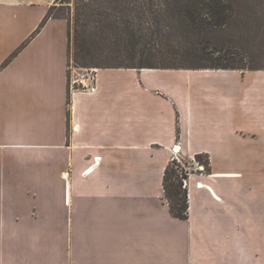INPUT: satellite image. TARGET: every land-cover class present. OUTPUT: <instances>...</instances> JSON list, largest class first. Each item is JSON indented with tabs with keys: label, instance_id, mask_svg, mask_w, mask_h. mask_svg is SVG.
I'll list each match as a JSON object with an SVG mask.
<instances>
[{
	"label": "crops",
	"instance_id": "obj_1",
	"mask_svg": "<svg viewBox=\"0 0 264 264\" xmlns=\"http://www.w3.org/2000/svg\"><path fill=\"white\" fill-rule=\"evenodd\" d=\"M56 1L0 0V264H264V69L98 68L73 90L69 21L37 31Z\"/></svg>",
	"mask_w": 264,
	"mask_h": 264
},
{
	"label": "trees",
	"instance_id": "obj_2",
	"mask_svg": "<svg viewBox=\"0 0 264 264\" xmlns=\"http://www.w3.org/2000/svg\"><path fill=\"white\" fill-rule=\"evenodd\" d=\"M55 9L37 31L52 17L66 18L77 67L264 69L245 61L243 45L248 35L264 52V0H74L68 15ZM196 158L211 170L208 156ZM188 176L176 159L165 169L166 199L181 219L189 217Z\"/></svg>",
	"mask_w": 264,
	"mask_h": 264
},
{
	"label": "rangeland",
	"instance_id": "obj_3",
	"mask_svg": "<svg viewBox=\"0 0 264 264\" xmlns=\"http://www.w3.org/2000/svg\"><path fill=\"white\" fill-rule=\"evenodd\" d=\"M56 9H55V13L56 14H62V15H68V13L70 11H74V0H57L56 1ZM243 45L247 50V58H246V62H248V64H252L255 67H264V62L261 61V57L263 56L264 52H260L257 49H253V43L251 42V38L250 36L246 35L243 39ZM97 68V67H96ZM85 70V68L83 67H77L75 66V63L73 61H71L70 63V76H69V81H72V78H76L79 77L81 74L83 73ZM179 156V153H178ZM179 163H181L183 166L186 167L187 170H189V172L191 171L190 169V163H189V159L188 158H182L179 156V158H177L175 156V158ZM195 160H197V158H194ZM46 246L50 249H53V247L50 245V243H47ZM174 248V247H173ZM34 251V250H33ZM35 253L33 254L32 250H30V252L28 253V257L29 262L30 263H36L39 262V264H58V262H56V260H53L50 256H53L51 253H46L43 254L42 257H36L35 258ZM49 257H46L48 256ZM45 257V258H44ZM40 260V261H39Z\"/></svg>",
	"mask_w": 264,
	"mask_h": 264
},
{
	"label": "built area",
	"instance_id": "obj_4",
	"mask_svg": "<svg viewBox=\"0 0 264 264\" xmlns=\"http://www.w3.org/2000/svg\"><path fill=\"white\" fill-rule=\"evenodd\" d=\"M97 69L96 67H90L85 68L83 73H80L81 75L76 78H72V81L70 82V87L73 90H91L94 91L96 89V78H97ZM181 150V146L177 145L174 148L175 156L179 158L178 153ZM204 167V165H201ZM92 167L89 168L87 171H91ZM188 180L184 179V186L187 187Z\"/></svg>",
	"mask_w": 264,
	"mask_h": 264
}]
</instances>
